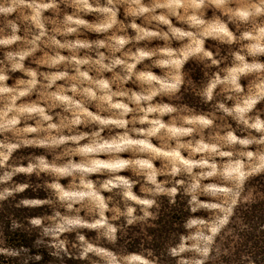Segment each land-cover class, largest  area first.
<instances>
[{
    "label": "clouds",
    "instance_id": "9594fccd",
    "mask_svg": "<svg viewBox=\"0 0 264 264\" xmlns=\"http://www.w3.org/2000/svg\"><path fill=\"white\" fill-rule=\"evenodd\" d=\"M45 10H50L46 16ZM0 45L19 49L0 58V206L8 201L18 209L44 206L39 214L24 218L41 241L32 247L50 249L40 233L46 234L51 221L62 223L61 232L78 229L68 247L56 245L54 261L21 247L14 254L19 264H65L70 251L78 264H130L124 238L137 220L130 200L158 208L161 195L170 206L183 197L179 202L184 209L197 211L203 206L199 197L211 191L201 178L216 173L220 183V170L215 164L197 172L196 165H162L164 179L157 183L155 173L148 175L140 163L166 155L164 149H190L193 158L204 153L199 165L228 158L235 161L241 179L258 155L264 159L259 115L257 122L243 120L246 129H256L258 138L249 133L241 139L227 125L228 117L264 100V0H0ZM190 65L199 69V79ZM17 69L25 76L15 78L10 87L6 81ZM185 94L207 106L208 119L186 118L191 113ZM22 97L36 107L17 105ZM158 103L164 107H153ZM149 114L157 118L149 119ZM165 115L169 119L162 122ZM170 125L179 126L192 140L181 143ZM193 133L212 147L205 151ZM241 145H255V150ZM18 149L22 151L13 157ZM25 149L41 151L24 154ZM125 153L130 175L121 180L113 176V165L102 161L124 159ZM86 173L99 174L95 184H85ZM19 174L23 182L14 180ZM109 176L115 183L105 182ZM61 177L67 179V190ZM137 184L149 199L130 195L127 189ZM82 187L85 192L107 190L106 201L97 205L74 195ZM28 188L42 190L44 198L22 196ZM150 216L156 218L144 211L139 219ZM21 226L11 218L13 229ZM87 229L101 231L89 242Z\"/></svg>",
    "mask_w": 264,
    "mask_h": 264
},
{
    "label": "rangeland",
    "instance_id": "374dc122",
    "mask_svg": "<svg viewBox=\"0 0 264 264\" xmlns=\"http://www.w3.org/2000/svg\"><path fill=\"white\" fill-rule=\"evenodd\" d=\"M50 10H45L43 15H48ZM92 38H95V34H89ZM15 45H0V58H3L4 54L9 51H18ZM63 54H67L66 52ZM24 66L28 67L30 63V58H26L24 61ZM194 69L195 78L199 79L201 73L195 65H190ZM187 67V66H186ZM25 74L22 70L17 69L14 72L10 71L9 79L6 81L8 86H13L14 79L18 77H24ZM215 95V92L213 93ZM33 99H35L33 95ZM159 99V98H158ZM255 99V97H252ZM184 102L188 104L186 111L190 112L186 118L193 121H203L208 119L207 106L200 104L197 97L191 94H185ZM210 103V102H209ZM19 106H31L36 107L35 104H30L28 98L22 97L20 100L16 101ZM236 107V105H233ZM153 107L162 108L163 104H155ZM238 107L243 108L244 105H238ZM264 107V100H260L253 108L249 109L247 112L236 113L235 115L227 118V125L231 126L235 135L241 139L249 138V133L252 136L258 138L259 133L256 129H246L243 124L244 119H249V122H257L256 116L259 115V122L264 124V111L258 112V109ZM156 114H149V119H156ZM251 118V119H250ZM169 115H165L162 122H167ZM4 123L0 119V124ZM23 122H21V125ZM176 130V139L181 143L188 142L192 140V136L184 134L179 126L170 125ZM194 127L204 126L202 124H194ZM244 129V131H242ZM207 131V129H204ZM122 131V130H121ZM222 135L225 133L222 132ZM196 136V141L199 145L205 146V151L210 149L212 145L208 144L207 140H200L199 135L193 133ZM152 143L155 145L156 149L159 151L160 146L153 139ZM196 143L193 147H197ZM241 148L247 147L250 150H255V145H241ZM22 150L18 149L12 153L15 157L20 154ZM35 151L39 153L40 149H25L24 154ZM167 154L163 156H157L154 160H143L140 166L147 172L148 175H153L155 173V179L157 183L164 179V176L160 174V168L163 166L175 165L179 168L186 169L187 167L196 165L193 167V171L197 172L201 167L208 168L211 170V165L215 164L220 170L218 175L223 178L222 182L217 183L214 173L213 177H208L207 179L201 178V183L208 187L211 191L209 194H205L199 197V201L202 203V207H198L195 212L187 211V219L184 224L180 225V221H175L176 224L174 229L182 230L179 238H175V231L172 228V220L169 219L168 215L173 216V220L179 219L178 209H182L183 205L179 202V199H184L183 197H178V202L175 208H170L168 204V197L161 195L157 199V203L160 206L157 208L153 205L152 208H148L145 205H140L136 200H130L129 206L133 208V215L137 217L136 222L130 225L127 231V236L124 238L126 243L124 244L125 254L130 258V264H196L197 261L200 264H208V261H213V264H264L255 262L252 256L253 251L250 250L251 242L254 238H248V224L242 221L241 216L251 209L255 202H261L264 200V193L262 192V175L264 174V159L258 158L250 162V167L244 169L245 175L241 179L239 171L236 169V163L225 157H215L208 161L207 164L199 165L198 161L200 158L204 157V153L197 152L195 158L190 156V149H181L178 147H172L170 149H164ZM124 159H114L110 161H102L104 163H110L113 165V176L117 179L128 180L129 170L127 166V153L122 154ZM78 159V158H77ZM150 168L149 166H153ZM98 173H86L85 184L92 183L95 184V178ZM184 175H188L187 172ZM113 176L107 177L108 179H113ZM17 182H23L25 177L23 174H19L14 177ZM61 185L67 190V179L61 177ZM113 183L115 180L113 179ZM146 185L150 184V181L144 182ZM35 187V185H33ZM123 188V186H122ZM131 196L137 198V200L149 199L150 194L142 192L140 185H134L133 187L127 189ZM195 191H199V188H194ZM85 198L91 199L97 205L106 201L107 190L97 191L95 188L84 191L83 187L78 193ZM22 196L29 199H43L44 192L42 190L34 191L33 188H28ZM196 206L195 204L193 205ZM43 205L38 206L35 209H25L16 208L13 206L12 201L5 202L0 206V264H19L18 254L21 247L24 249H30L32 254L38 252L43 253V259L47 261H54L56 245L58 243H64L65 247L69 246L70 242H74L77 235L78 229L75 227H67L65 231L61 232L60 228L62 223L57 221H51L46 226V234L44 239L47 240L50 246L49 250L42 247H32L34 242L39 244L41 241L37 240V232L35 230H28L27 222L25 217L28 215H36L43 211ZM109 207H111L109 205ZM250 207V209H248ZM174 209L176 212H173ZM144 211H152L156 218L153 219L151 216L146 219H139L143 216ZM174 213V214H173ZM108 213H106L107 215ZM159 217L162 219L169 220L170 226L166 229L158 224ZM11 218H15L22 222L20 228L13 229L11 227ZM67 220L76 219V217L68 216ZM227 221L225 225L222 223ZM178 222V223H177ZM168 225V224H167ZM7 227H9V233L7 232ZM151 229L163 230V235L159 238L160 250L156 248L154 242V237L151 233ZM264 230V227H263ZM86 239L91 242V237L95 233L101 231V229H87ZM83 234V233H81ZM259 236H263L262 231L259 230ZM149 237L151 239H149ZM123 242V241H122ZM21 244H24L21 246ZM173 250H175L176 255L173 256ZM108 251H111L109 249ZM51 253V254H50ZM207 253V257H205ZM255 255V254H254ZM259 256V255H257ZM138 258V259H135ZM65 264H78L76 259L72 258L71 251L69 255L65 258ZM262 259H264L262 257Z\"/></svg>",
    "mask_w": 264,
    "mask_h": 264
},
{
    "label": "trees",
    "instance_id": "16d2710c",
    "mask_svg": "<svg viewBox=\"0 0 264 264\" xmlns=\"http://www.w3.org/2000/svg\"><path fill=\"white\" fill-rule=\"evenodd\" d=\"M262 192L264 193V174L262 175ZM170 208H175V206H170ZM250 209V207L248 208ZM179 211L177 212L178 215L180 214V218L179 219H175L173 220V216L168 215L169 219L172 220V222H170L172 224V228L174 229L173 226H175L176 224V220L180 221V225L185 223V220L187 219V211L184 209V207H182V209H178ZM173 212H176V210L174 209ZM174 214V213H173ZM242 221L244 222V224L246 223V226L248 224V238H254V241L251 242L252 245L249 247L253 256V259L255 262H259V263H264V259H262V257L264 258V200H262L261 202H255V204H253V206L251 207L250 211L247 210L243 216H241ZM169 220L167 219H162V217H159L158 219V224L162 227V229H166L167 226H170ZM178 223V222H177ZM168 224V225H167ZM259 230L262 231L263 236H259ZM153 237H154V243L153 245H156V248L158 250H160V243L161 241L159 240V238L163 235V230H159V229H151L150 230ZM175 231V238H179V236L182 233V230L179 229H174ZM7 232L9 233V227H7ZM24 244H21V246H23ZM255 254V255H254ZM259 255V256H257Z\"/></svg>",
    "mask_w": 264,
    "mask_h": 264
}]
</instances>
